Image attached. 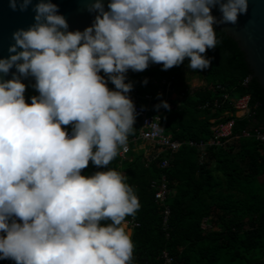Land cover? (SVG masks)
Here are the masks:
<instances>
[{
    "label": "clouds",
    "instance_id": "clouds-1",
    "mask_svg": "<svg viewBox=\"0 0 264 264\" xmlns=\"http://www.w3.org/2000/svg\"><path fill=\"white\" fill-rule=\"evenodd\" d=\"M30 5L8 0L13 12ZM32 10L34 23L12 33L14 54L0 58V73L16 70L0 80V259L131 264L124 221L140 205L126 176L107 168L127 151L137 115L125 74L150 63L168 70L185 58L188 68L207 69L211 58L202 54L217 45L214 25H235L248 0H109L107 11L94 0L83 31H68L51 0ZM29 76L38 95L26 103L21 78ZM89 161L103 170L82 175Z\"/></svg>",
    "mask_w": 264,
    "mask_h": 264
},
{
    "label": "trees",
    "instance_id": "trees-1",
    "mask_svg": "<svg viewBox=\"0 0 264 264\" xmlns=\"http://www.w3.org/2000/svg\"><path fill=\"white\" fill-rule=\"evenodd\" d=\"M214 30L217 45L202 54L211 58L209 67L189 70L203 80V85L192 93L187 92L182 63L168 70H162L161 64L149 65L143 71L128 70L125 74V82L132 83L130 99L132 93L150 95L151 114L160 116L164 134L181 144L176 153L157 149L155 158H149L152 150L147 157L133 151L131 139L140 129L139 120H135L127 141L130 151L124 158L118 153L107 165L126 176L140 205L134 216L125 217V221L133 219L138 224L131 232V264H163L164 252L172 264H264V143L240 136L242 131H264V94L257 81L250 79L236 42L215 25ZM145 79L146 84L142 83ZM163 81H171L178 96L183 93L179 103L162 98ZM33 85H25L26 103L38 95ZM107 86L114 89L110 82ZM224 95L229 100L247 96L249 114L243 118L233 115L235 139L221 147L206 146L200 162L197 146L213 138L211 121L216 124L225 112L233 114L228 100L217 110L205 108L208 103L223 101ZM161 101H166L169 108H156ZM138 104L144 106L145 102L140 99ZM64 127L71 130V126ZM164 161L168 165L162 169ZM90 163L81 170L82 175L103 170ZM162 179L169 192L166 230L162 227L161 208L154 201ZM8 264L15 262L10 260Z\"/></svg>",
    "mask_w": 264,
    "mask_h": 264
},
{
    "label": "water",
    "instance_id": "water-1",
    "mask_svg": "<svg viewBox=\"0 0 264 264\" xmlns=\"http://www.w3.org/2000/svg\"><path fill=\"white\" fill-rule=\"evenodd\" d=\"M39 0H31L29 8L23 12H13L8 7V0H0V58H8L14 53H9V46L15 41L12 33L17 29H27L34 23L32 5ZM58 6V13L63 15L68 24V31L80 30L91 26L95 12H88L87 5L94 0H51ZM109 0H101L107 11ZM211 14L219 20L220 12L217 8L211 9ZM218 30L236 42L244 55V60L250 70V79H254L260 85L264 94V0H248V11L245 15H239L235 25H215ZM21 49L17 48V51ZM15 68L9 70L7 75L0 73V80L12 78ZM17 75H19L17 73ZM21 82L25 85L35 83L32 77H22Z\"/></svg>",
    "mask_w": 264,
    "mask_h": 264
},
{
    "label": "built area",
    "instance_id": "built-area-1",
    "mask_svg": "<svg viewBox=\"0 0 264 264\" xmlns=\"http://www.w3.org/2000/svg\"><path fill=\"white\" fill-rule=\"evenodd\" d=\"M171 81H163L161 85L164 88L165 93H173V90L171 88ZM219 88V87H217ZM158 94H160L158 92ZM132 102L134 103L135 110H136V119L140 122V129L138 131L137 137L131 139V143L135 142H143L146 144L151 145L153 148L160 150L161 152H170V153H176L181 144L178 142H175L171 139L169 135H165L163 132V129L161 128V118L160 116H154L151 114L150 105L152 102V97L150 95H145L143 97L137 96L136 94H131ZM180 97L183 98V94H180ZM139 99L144 100L146 105H140L138 104ZM228 100L231 102V107L233 110V114H229L230 112H225L223 116L221 117V121L217 122L215 124V121H211V124L213 125L211 127V131L213 133V138L207 142L206 145L200 144L197 146V148L200 150V157L199 161L203 162L204 160V150L205 147H221L225 145L229 140L233 137V127L235 120L232 117L233 115L238 118L236 115L241 114L243 118L248 116L249 114V98L247 96L242 97L238 100H229L226 95L223 97V101H214L212 103H208L205 105V108L212 107L213 109L217 110L221 107L224 101ZM223 118H226L223 120ZM228 118V120H227ZM158 124L159 128L161 129L158 133L154 132V125ZM69 132L71 130H68ZM242 138L245 139H251L264 143V131L261 130H253V131H242L241 135ZM235 139V138H232ZM130 143L127 142V151H123L122 149L119 152V156L121 158H124L128 152L130 151L129 147ZM194 144L189 143V146H193ZM158 150L157 153H158ZM153 153L151 157L149 158H155L158 154ZM167 161H164L161 165L162 169L167 167ZM168 190L166 188L164 179H162V182L159 186V189L154 194V201L158 204V206L161 208V215H162V227L164 230L167 228V221L169 216V210L165 206L166 199L168 197ZM126 227L130 230H133L134 228L138 227V224H136L133 219H130L127 222H124ZM161 260L163 261V264H172L173 260L168 257V255L164 252L162 253ZM10 259H0V264H8Z\"/></svg>",
    "mask_w": 264,
    "mask_h": 264
},
{
    "label": "crops",
    "instance_id": "crops-1",
    "mask_svg": "<svg viewBox=\"0 0 264 264\" xmlns=\"http://www.w3.org/2000/svg\"><path fill=\"white\" fill-rule=\"evenodd\" d=\"M153 64L157 65L156 63H150L149 65L151 67H153ZM185 65L186 64H184L183 66L181 65V72H182L184 80L186 82L185 84L187 86V92L192 93L195 89L200 88L203 85V80L201 79V77L194 76L192 73H190V71H189L190 68H188ZM129 70H131V69H129ZM158 92L160 93V91H157V93ZM161 96L165 100H169L172 102L174 101L176 103H179L182 100V98L174 92L173 93H165L164 92V95L161 94ZM145 105H146V103H145ZM236 116L238 118L242 117L241 114H237ZM134 144H135V147H134L133 151L135 150L138 153L142 152L145 157L148 156L149 151L152 150V152H156V150H157V149L153 148L151 145L143 143V142L138 141V142H135ZM89 162H91V161H89Z\"/></svg>",
    "mask_w": 264,
    "mask_h": 264
},
{
    "label": "rangeland",
    "instance_id": "rangeland-1",
    "mask_svg": "<svg viewBox=\"0 0 264 264\" xmlns=\"http://www.w3.org/2000/svg\"><path fill=\"white\" fill-rule=\"evenodd\" d=\"M188 63H189V58H185V60L182 62V66H183L184 64H186L185 66H187ZM153 67H155V64H153ZM90 165H91V163H90ZM203 227H204V226H203ZM128 232H129V231H128Z\"/></svg>",
    "mask_w": 264,
    "mask_h": 264
}]
</instances>
